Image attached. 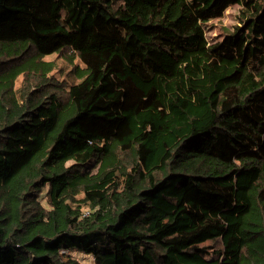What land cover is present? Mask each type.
I'll return each mask as SVG.
<instances>
[{"label": "trees", "instance_id": "16d2710c", "mask_svg": "<svg viewBox=\"0 0 264 264\" xmlns=\"http://www.w3.org/2000/svg\"><path fill=\"white\" fill-rule=\"evenodd\" d=\"M65 48L82 64L66 87L43 60ZM75 252L264 264V0H0V264Z\"/></svg>", "mask_w": 264, "mask_h": 264}, {"label": "rangeland", "instance_id": "374dc122", "mask_svg": "<svg viewBox=\"0 0 264 264\" xmlns=\"http://www.w3.org/2000/svg\"><path fill=\"white\" fill-rule=\"evenodd\" d=\"M239 6L237 4H231L222 12V15L211 18L203 24L204 33L209 43L221 40L224 35L234 28V25L238 23ZM45 61H52L53 68L48 75L57 82L63 84L64 87L70 82L76 80L77 72L74 71V67H82L77 57H72V51L69 48H65L57 53H52L43 57ZM37 76L32 74H20L15 81V88L27 89L35 87L37 82ZM256 177V170L250 169L242 171L236 177L237 191L236 200L242 202L246 200L245 188ZM111 179V175H108L102 182L92 187H104ZM44 191L41 193V200L45 204L43 197ZM86 210V209H83ZM130 232L129 230L121 234ZM215 247L219 246V242H212ZM75 255L79 261L83 264H93L91 255L81 252H75Z\"/></svg>", "mask_w": 264, "mask_h": 264}]
</instances>
